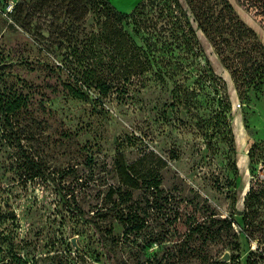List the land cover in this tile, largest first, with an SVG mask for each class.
Instances as JSON below:
<instances>
[{"label": "rangeland", "instance_id": "374dc122", "mask_svg": "<svg viewBox=\"0 0 264 264\" xmlns=\"http://www.w3.org/2000/svg\"><path fill=\"white\" fill-rule=\"evenodd\" d=\"M17 1L0 0V93L24 100L15 129L5 127L0 116V263L112 264L87 219L109 205L112 187L121 186L114 169L117 155L123 153L132 163L154 152L167 162L161 174L162 186L172 196L171 215L186 217L203 206L236 220V237L224 234L208 244L213 264H264L254 250L264 248V202H247L250 190L258 193L254 176L264 166V87L254 86L261 78L242 83L240 72L238 78L233 72L243 67L244 58L254 68L262 58L256 50L264 46V0H229L257 39L238 40L231 34L213 39L192 17L196 44L177 51L184 66L175 65L170 79L162 82L149 74L146 86L129 97L112 94L100 100L78 99L67 91L64 76L51 70L44 42L9 15ZM140 1L110 0L125 12ZM56 5L57 0L52 7ZM86 5L90 28L96 7L93 1ZM52 20L36 13L32 25L44 27L47 35L44 23ZM102 107L106 114L99 111ZM25 155L39 164L41 174L35 176L37 169ZM150 160L156 165V157ZM144 195V190L134 191L128 205L146 208ZM253 209L254 218L245 221ZM156 216L140 233L128 235L114 217L97 220L103 228L112 226L122 241L120 257L136 264L139 250L146 259L162 256L170 245L179 249L180 241L149 244L167 227ZM226 252L234 260H224Z\"/></svg>", "mask_w": 264, "mask_h": 264}, {"label": "trees", "instance_id": "16d2710c", "mask_svg": "<svg viewBox=\"0 0 264 264\" xmlns=\"http://www.w3.org/2000/svg\"><path fill=\"white\" fill-rule=\"evenodd\" d=\"M87 1L94 2L97 14L90 28L86 26L90 12ZM184 1L188 7L182 0H142L133 10L125 12L117 9L110 0H57L55 7H52L55 0H18L9 15L15 17V23L44 42L43 48L52 57L51 70L64 76V87L75 98L88 100L98 96L100 100L117 94L125 99L132 91L146 86L149 74L166 82L175 73V65L184 66L183 56L177 51L183 45L191 47L196 44L197 32L192 17L213 39L224 34H231L238 40L257 39L254 31L239 19L229 0ZM36 13L53 17L50 23H44L48 26L47 35L43 33L44 27L32 25ZM256 51L262 54L261 59L255 60L256 68L244 58L243 67H235L233 72L236 78L242 77V83L252 84L256 78H261L258 83L254 82L255 88L260 90L264 87V46L261 44ZM227 65L231 66L228 62ZM3 66L4 63L1 68ZM237 71L240 72L238 76ZM23 106V97L0 93V116L5 127L15 129V114ZM99 111L102 114L107 112L103 107ZM150 157H156V165H151ZM25 158L37 169L35 176L41 174L39 164L28 155ZM166 165L167 162L154 152L141 155L132 163H128L123 153L117 155L114 169L121 186L129 191H122L121 186L112 187L107 195L109 205L96 209L87 219L99 235L112 264L132 263L120 257L122 241L114 235L112 226L103 228L97 218L118 219L128 235L140 233L150 220H155L153 217L162 216L167 227L149 244L160 247L163 242L174 245L180 241L177 242L179 249L170 245L162 256L156 253L146 259L140 256L144 251L139 250L136 264H213L208 244L219 242L224 234L237 236L236 220L222 217L213 209L202 206L186 217L171 215L172 196L162 186L161 170ZM254 179L260 188L256 194L251 190L248 192L250 206L264 202V180L259 175ZM136 190H144L145 195L141 198L147 204L144 209L135 208L137 202L128 205ZM254 213L255 209L248 212L244 220L254 218ZM197 239L203 242L194 244ZM254 250L264 262V248L257 246ZM231 256L234 260V254ZM252 264L261 262L253 261Z\"/></svg>", "mask_w": 264, "mask_h": 264}, {"label": "water", "instance_id": "95a60500", "mask_svg": "<svg viewBox=\"0 0 264 264\" xmlns=\"http://www.w3.org/2000/svg\"><path fill=\"white\" fill-rule=\"evenodd\" d=\"M72 241H73V244L77 247V249H80V246L77 244V238L74 237ZM222 258H223L224 260H230V259H231V254H230V252H226ZM1 264H7V263H6V262H3V263H1Z\"/></svg>", "mask_w": 264, "mask_h": 264}, {"label": "built area", "instance_id": "2783aa9c", "mask_svg": "<svg viewBox=\"0 0 264 264\" xmlns=\"http://www.w3.org/2000/svg\"><path fill=\"white\" fill-rule=\"evenodd\" d=\"M12 8H13V5H11L10 10H12ZM259 173H260V174H259L260 178L264 180V166L261 168V170L259 171ZM256 248H257V247L254 246V249H256Z\"/></svg>", "mask_w": 264, "mask_h": 264}]
</instances>
